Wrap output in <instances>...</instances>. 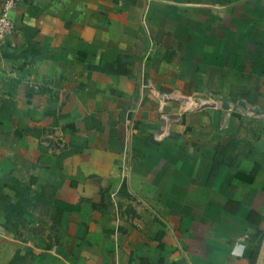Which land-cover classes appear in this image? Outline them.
Wrapping results in <instances>:
<instances>
[{
	"label": "crops",
	"instance_id": "crops-1",
	"mask_svg": "<svg viewBox=\"0 0 264 264\" xmlns=\"http://www.w3.org/2000/svg\"><path fill=\"white\" fill-rule=\"evenodd\" d=\"M11 15L0 264H264V0H22ZM172 92L228 105L170 99L168 123Z\"/></svg>",
	"mask_w": 264,
	"mask_h": 264
},
{
	"label": "built area",
	"instance_id": "built-area-1",
	"mask_svg": "<svg viewBox=\"0 0 264 264\" xmlns=\"http://www.w3.org/2000/svg\"><path fill=\"white\" fill-rule=\"evenodd\" d=\"M22 0H5L2 8L0 10V45L2 42L6 39V37L13 33L15 31L16 25L12 18V10L17 7L19 2ZM148 87L147 85H143V88ZM170 99H178V100H184L185 108H204L207 106H224L225 101L222 99L221 96L218 94H209L206 97L197 98V99H187L182 96H180L177 92L172 93H166L161 96V102H160V114L161 117L166 121L170 122V117L168 112L164 110V104L167 100ZM159 136H165L169 134V129L162 130L158 133ZM130 170V166H128L126 163H124L123 166V172L124 174H128Z\"/></svg>",
	"mask_w": 264,
	"mask_h": 264
},
{
	"label": "water",
	"instance_id": "water-1",
	"mask_svg": "<svg viewBox=\"0 0 264 264\" xmlns=\"http://www.w3.org/2000/svg\"><path fill=\"white\" fill-rule=\"evenodd\" d=\"M228 104L225 103V106H227Z\"/></svg>",
	"mask_w": 264,
	"mask_h": 264
}]
</instances>
